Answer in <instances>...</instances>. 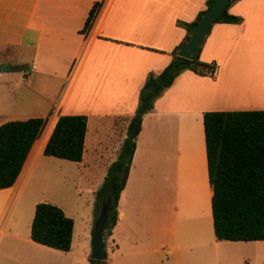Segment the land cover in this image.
Here are the masks:
<instances>
[{"label": "crops", "instance_id": "obj_1", "mask_svg": "<svg viewBox=\"0 0 264 264\" xmlns=\"http://www.w3.org/2000/svg\"><path fill=\"white\" fill-rule=\"evenodd\" d=\"M205 1L0 0V46L19 57L8 71L21 70L25 95L36 101L37 110L20 119L44 120L14 185L0 190L7 251L19 241L34 244L13 230L6 234L4 223L57 119L86 117L82 160L70 163L94 193L117 158L146 77L164 69L186 35L176 22H192ZM94 3L100 6L83 34ZM227 12L240 21L212 24L199 55L214 75L181 72L142 117L116 223L104 240L108 264H248L257 255L258 242L217 241L212 228L202 116L264 110V0H235Z\"/></svg>", "mask_w": 264, "mask_h": 264}, {"label": "trees", "instance_id": "obj_2", "mask_svg": "<svg viewBox=\"0 0 264 264\" xmlns=\"http://www.w3.org/2000/svg\"><path fill=\"white\" fill-rule=\"evenodd\" d=\"M212 1H205L206 8L192 22H178L186 35L171 51L170 63L159 74L146 77L117 158L109 165L101 185L94 192L95 218L110 196L103 235L104 254V240L116 223L117 203L125 186L142 117L152 111L153 101L172 85L181 72L187 70L200 76L211 72L212 67L199 60L202 45L191 61L177 57L176 52L188 41L192 28L210 8ZM234 1H230L213 24H235L240 21L227 12ZM99 6L100 3L93 4L81 33L85 34L90 29ZM202 125L208 182L212 190L210 205L215 239L264 242V110L205 112ZM43 126L44 120L39 117L0 125V190L14 185ZM85 132V116H60L43 147L42 155L73 163L81 162ZM72 233L73 220L65 216L59 207L49 203L35 205L29 229L31 242L66 253L71 248ZM88 264L108 263L88 259Z\"/></svg>", "mask_w": 264, "mask_h": 264}, {"label": "rangeland", "instance_id": "obj_3", "mask_svg": "<svg viewBox=\"0 0 264 264\" xmlns=\"http://www.w3.org/2000/svg\"><path fill=\"white\" fill-rule=\"evenodd\" d=\"M178 22L182 21H177L176 26L183 29L178 26ZM17 55L18 50H14L13 47L0 46V71L5 72L2 71L3 67L9 70L19 58ZM25 56L27 55L25 54ZM171 60L172 56L170 55L167 65ZM8 70L5 72V76L0 78V125L10 121L24 120L20 118L29 116L31 114L28 113L29 111L33 113L37 110L33 106L36 101L32 102L31 97H26L25 88L18 80L22 75L21 70L20 72ZM2 80L6 82L7 87L2 86L4 83ZM16 82L19 84V90L11 91L9 85L16 84ZM41 109L38 112L41 113ZM32 203L53 204L74 221L70 252H59L36 244H26L23 241L17 242L16 249L9 252L6 248L7 243L1 242L0 264H87L90 256L89 238L95 221V197L92 191H86L85 182L78 181L75 176L74 164L39 156L34 168L31 169L22 196L8 209L4 223L6 234L9 230H13L21 240L28 239V227L33 217V215L28 217ZM257 245H261L257 248V255L253 252L251 256H248L249 261L245 260L246 263L264 264V242H258ZM250 250L255 249L251 248ZM106 254L110 259V248L108 247H106ZM159 259L165 261L163 256H160Z\"/></svg>", "mask_w": 264, "mask_h": 264}, {"label": "water", "instance_id": "obj_4", "mask_svg": "<svg viewBox=\"0 0 264 264\" xmlns=\"http://www.w3.org/2000/svg\"><path fill=\"white\" fill-rule=\"evenodd\" d=\"M231 0H213L196 25L192 28L190 36L185 45L176 52V56L185 60H192L197 49L202 45L204 37L208 34L210 26L218 19ZM2 68V71H7ZM110 202L108 196L106 203L101 206L98 216L95 218L92 232L89 238L90 260L105 261L103 251V235L106 222L107 205Z\"/></svg>", "mask_w": 264, "mask_h": 264}, {"label": "built area", "instance_id": "obj_5", "mask_svg": "<svg viewBox=\"0 0 264 264\" xmlns=\"http://www.w3.org/2000/svg\"><path fill=\"white\" fill-rule=\"evenodd\" d=\"M215 70H216V69H215L214 67H212V70H211L210 74H211V75H214Z\"/></svg>", "mask_w": 264, "mask_h": 264}]
</instances>
